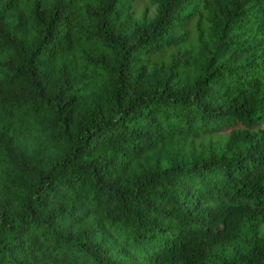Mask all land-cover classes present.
<instances>
[{
  "label": "trees",
  "instance_id": "16d2710c",
  "mask_svg": "<svg viewBox=\"0 0 264 264\" xmlns=\"http://www.w3.org/2000/svg\"><path fill=\"white\" fill-rule=\"evenodd\" d=\"M0 264H264V0H0Z\"/></svg>",
  "mask_w": 264,
  "mask_h": 264
}]
</instances>
